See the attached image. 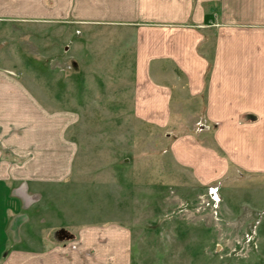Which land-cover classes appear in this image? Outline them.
Instances as JSON below:
<instances>
[{"label": "rangeland", "instance_id": "obj_1", "mask_svg": "<svg viewBox=\"0 0 264 264\" xmlns=\"http://www.w3.org/2000/svg\"><path fill=\"white\" fill-rule=\"evenodd\" d=\"M77 1L88 4L0 0V66L23 83V123L48 129L21 160L0 149L9 163L1 169L37 172L21 183L26 198L3 231L0 264H264V170L242 166L254 138L239 139L240 130L264 138L256 102L212 120L175 83L166 116L151 117L159 107L136 85L137 22L113 21L122 6L108 4L97 14L107 19H85ZM230 2L225 15L203 2L198 23L244 25ZM209 35L199 50L211 56Z\"/></svg>", "mask_w": 264, "mask_h": 264}, {"label": "crops", "instance_id": "obj_2", "mask_svg": "<svg viewBox=\"0 0 264 264\" xmlns=\"http://www.w3.org/2000/svg\"><path fill=\"white\" fill-rule=\"evenodd\" d=\"M77 2L79 8L85 10V19L92 15L95 16L94 19H107V14H100V17L97 14L102 4H108L122 6L117 13L109 15L113 21L137 22L134 25L137 29V46L134 44L138 51L136 85H143L152 97L146 101H156L159 107L150 112L151 117L166 116L167 110L162 108L163 103H168L172 92L169 87L175 83L187 85L190 95L202 104L201 114L212 120L240 117L239 103L247 101L256 102L251 111L254 117L260 118L264 115V0H237L239 10L241 8L237 19L244 22V25H237V29L227 26L222 28L220 24H212L203 29L198 23L202 17L199 6L203 2L221 5L222 14L225 15L224 11L232 5L230 0H88V4ZM132 7H140L143 13L140 14L141 11ZM133 10H136L134 15ZM209 34L217 36L216 48L211 56L209 52L203 53L199 50L203 40L210 41ZM11 70L0 66V149L13 150L17 160H21L23 149L29 150L37 140L46 142L48 129L32 127L27 121L23 123V83ZM168 71L173 73L169 82L157 76L158 72L159 75H164ZM30 95L35 97L34 109L30 108L28 111L37 114V96L33 93ZM157 112L160 114L154 115ZM30 114L31 118L34 114ZM241 131L239 139L242 142H250L254 138L253 145H244L248 155L242 166L247 167L248 164L264 170V146L260 142L264 141L262 134L256 135V132L250 130H246V133ZM5 164H9L7 158L0 152V245L9 243L3 231L8 228L11 215L20 213L21 203L26 198L27 193L23 195L20 192L21 183L37 178L36 171H22L21 167L13 172L5 171L1 169V165ZM18 165L22 166L21 163ZM40 244L47 247L46 253L53 252L54 249L48 247L47 240H41ZM2 253L6 255V251Z\"/></svg>", "mask_w": 264, "mask_h": 264}]
</instances>
